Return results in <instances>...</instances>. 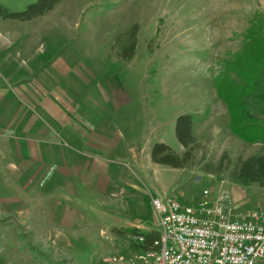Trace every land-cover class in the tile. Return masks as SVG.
<instances>
[{"label": "rangeland", "instance_id": "1", "mask_svg": "<svg viewBox=\"0 0 264 264\" xmlns=\"http://www.w3.org/2000/svg\"><path fill=\"white\" fill-rule=\"evenodd\" d=\"M35 1L0 0V5L22 11ZM259 12L264 14V0H62L31 20L0 15V59L19 69L14 74L2 70L0 89L22 99L25 87L57 107L67 104L71 112L79 106L78 118L65 126L81 127L79 142L62 135L60 152L80 160L94 153L105 156L122 165V175L136 178L142 188L152 185L131 156L149 145L152 151L156 142L182 156L187 147L177 137L176 122L189 113L194 117L193 164L179 168L145 162L160 190L191 205L199 202L205 188L227 190L234 214L264 210V186L243 185L232 176L241 158L264 155V139L247 143L233 133L227 102L216 86L217 80L229 76L235 85L248 88L245 78L229 65L245 47L246 31ZM135 25L136 52L125 60L123 44ZM245 102L264 126V68ZM100 139L116 146L104 151L86 145ZM221 161L223 169L216 170ZM6 192L0 183V194ZM136 195L139 209L129 207L120 216L137 220L141 215L160 231L149 198L138 191ZM132 200L121 197L110 204L109 197L101 196L87 200L90 206L81 199L84 218L65 228L63 248L23 247L44 264H108L113 253H132L136 248L131 230L118 235L108 218L109 212L119 214ZM5 225L0 222V264H20L23 256L13 251L16 242L8 237L13 230ZM19 228L27 235L23 226Z\"/></svg>", "mask_w": 264, "mask_h": 264}, {"label": "crops", "instance_id": "2", "mask_svg": "<svg viewBox=\"0 0 264 264\" xmlns=\"http://www.w3.org/2000/svg\"><path fill=\"white\" fill-rule=\"evenodd\" d=\"M0 61L1 74H4L2 70L13 74L19 70L8 59L1 58ZM111 85L112 81H107L109 88ZM21 89L24 94L22 99L7 91L3 94L0 89V183L8 191L0 194V214L11 217H0V222L2 226L6 223L8 230H13L8 237L16 242L15 247L12 246L13 251H18V257L23 256L20 264H44L42 258L23 247V244L37 249L65 246V228L84 218L79 207L81 199L87 201L95 197H109L107 203L115 204L117 198L132 197L133 200L125 206V210H119V214L109 212L111 229L155 230L141 215L137 220L120 216L121 213L127 214L129 207L133 211L139 209L136 191L149 198L153 210L152 198L166 196L165 189L160 190L157 185L159 181L150 177L149 169L145 166L148 159L154 162L151 145L138 155L133 154L130 161L151 183L152 191L150 187H140L136 178L131 179L129 175L124 177V170L120 168L122 165L112 163L100 154H88L90 156L85 160L65 157L59 149L62 135L70 136L74 143L80 139L82 129L79 125L65 127L68 122L72 124L78 118L79 106L71 112L65 103L63 109L40 96L31 95L25 87ZM9 95L16 99L11 100ZM82 117H88L86 111ZM86 145L104 151L116 146L106 139L89 140ZM103 212L106 213L105 210ZM157 224L159 226V222ZM19 226L24 227L27 235L22 234Z\"/></svg>", "mask_w": 264, "mask_h": 264}, {"label": "built area", "instance_id": "3", "mask_svg": "<svg viewBox=\"0 0 264 264\" xmlns=\"http://www.w3.org/2000/svg\"><path fill=\"white\" fill-rule=\"evenodd\" d=\"M216 192V193H215ZM229 192L202 191L197 204L154 196L160 237L150 247L116 252L108 264H264V210L234 214ZM134 243L144 241L132 234Z\"/></svg>", "mask_w": 264, "mask_h": 264}, {"label": "trees", "instance_id": "4", "mask_svg": "<svg viewBox=\"0 0 264 264\" xmlns=\"http://www.w3.org/2000/svg\"><path fill=\"white\" fill-rule=\"evenodd\" d=\"M61 0H36L28 4L22 11H9L0 5V15L13 17L20 20H31L52 10ZM137 30L135 25L127 33L123 44L121 57L131 60L137 48ZM246 43L242 51L235 53L234 59L229 65L248 82V88L235 85L232 79L227 76L217 80L218 94L225 99L228 111L231 116L230 127L234 134L241 137L247 143L257 142L264 139V126L252 114L245 102V96L255 86L264 68V14L259 12L251 19V25L245 34ZM232 65V66H231ZM194 117L189 114H181L176 122V134L179 141L187 147L182 156L177 155L173 149L164 142H156L152 148L151 155L154 162L167 164L173 167H187L194 162L193 146L195 137L193 135ZM226 154L222 158H226ZM221 161L216 170L223 169ZM232 176L243 185L256 182L264 186V155H252L245 159L241 158ZM122 232V231H120ZM132 233H139L144 236V241L134 243L136 248L150 247L160 237L159 230L139 232L132 229Z\"/></svg>", "mask_w": 264, "mask_h": 264}]
</instances>
